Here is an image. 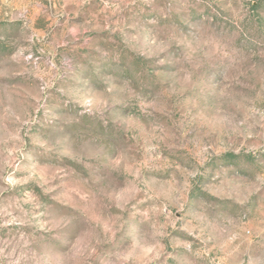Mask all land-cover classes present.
Masks as SVG:
<instances>
[{
	"label": "rangeland",
	"instance_id": "obj_1",
	"mask_svg": "<svg viewBox=\"0 0 264 264\" xmlns=\"http://www.w3.org/2000/svg\"><path fill=\"white\" fill-rule=\"evenodd\" d=\"M0 264H264V0H0Z\"/></svg>",
	"mask_w": 264,
	"mask_h": 264
}]
</instances>
